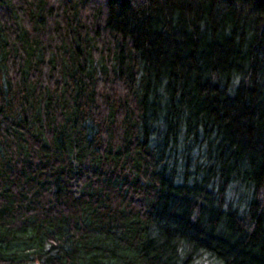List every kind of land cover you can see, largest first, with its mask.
I'll return each instance as SVG.
<instances>
[{"label":"trees","instance_id":"1","mask_svg":"<svg viewBox=\"0 0 264 264\" xmlns=\"http://www.w3.org/2000/svg\"><path fill=\"white\" fill-rule=\"evenodd\" d=\"M0 264H264V0H0Z\"/></svg>","mask_w":264,"mask_h":264}]
</instances>
